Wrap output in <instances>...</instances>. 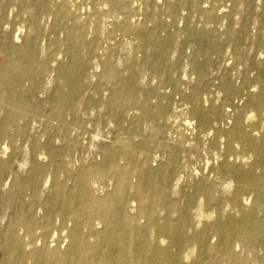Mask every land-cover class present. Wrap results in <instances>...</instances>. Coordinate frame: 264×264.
<instances>
[{"label":"bare ground","instance_id":"bare-ground-1","mask_svg":"<svg viewBox=\"0 0 264 264\" xmlns=\"http://www.w3.org/2000/svg\"><path fill=\"white\" fill-rule=\"evenodd\" d=\"M20 4L23 9L18 17L23 25L17 27L16 24L13 29V20L10 17L0 20V111L5 113L0 127L4 139L8 138L9 121L20 125L25 119V111L16 96L24 91L29 80L42 78L48 72L46 60L49 50L42 51L38 48L44 33L42 21L48 14L53 15L56 22L52 29L56 30L59 19L64 16L61 8H53L50 2L44 0H35L34 5L27 3V0H20ZM35 7L40 10L35 11ZM97 11L96 17L99 15ZM96 17H91L90 26L80 33L67 30V41L76 49V53L70 65L62 71L65 81L55 93L54 115L57 119H62L66 112L74 113L75 96L81 91L79 81L85 77L87 71L86 53L97 42L100 21ZM223 23L224 26L225 22ZM118 28L123 35H132L137 41L128 61L131 68L129 74L119 75L115 79L110 96L100 100L98 105L104 104L108 108L109 119L116 111L139 108L143 113L131 123L133 126H140L143 120L150 119L154 129L166 131L169 106L161 102L151 106L140 100V97L148 98L152 94L159 95L160 92L167 98L179 96L173 111L189 116L184 118L183 125L191 130L190 134L187 136L178 132L172 147H167L163 142L150 143L146 140L132 146L127 145L122 152L108 150L105 152L107 163L102 167L92 166L81 172L66 193L59 181H55L56 191L41 220L32 212V202L25 206L26 209L22 204L21 209L9 221L5 246L0 245L6 253L8 263L34 261L37 264H51L50 260L53 259V264H94L103 257L107 261L116 258L118 264H179L193 258L194 252L200 248L202 253L207 250L212 252L213 264H249L236 251L239 247L235 248L234 244L237 241L245 243L246 240L253 244L260 235H264V179L259 172V168L264 166V74L250 77L249 61L253 62L254 59L249 54L235 58L234 67L243 66L239 71L242 77L239 86L234 82L235 77L224 71L219 78V86L212 91L209 85L206 86V73L198 71L197 81L186 90L172 76L163 78L158 74L156 85L144 89L140 87L137 79L139 66L136 53L145 52L152 47L155 50L154 58L147 59L151 68L158 66L168 72L174 65L171 61L176 51V42H169L151 32L141 34L128 19L121 21ZM24 35L27 38L22 42L21 37ZM226 41L236 51H241L236 31L230 30ZM254 46L264 48V39L258 37ZM99 77L101 80L112 78L108 71H104ZM167 82L172 88L169 93L162 92ZM253 87L256 89H252ZM242 93L247 94V101L237 108L238 118L235 125L225 130L222 128L224 101L228 97L239 99ZM192 120L196 121L195 127ZM206 144H209V149H216L224 144L227 157H231L230 160L234 157L238 162L226 161L218 168L223 178L235 179L236 188H225L222 186L223 182L213 183L216 192L221 190L231 195L229 194L230 199L227 201L221 195L215 196L212 189H208L206 195L210 199L222 201L210 212L205 210V201L199 197H193L191 204L185 207L173 206L164 191L171 175L180 168L178 153H186L189 157L201 155L207 147ZM154 149L168 154L159 182L155 180L157 175L149 166ZM39 155L34 163L32 177L24 185L32 189L33 199L39 194L40 181H47L46 176L57 175L56 171L49 170L51 162L55 161L54 156H46L44 153ZM122 160H125L124 164L121 163ZM206 161L205 164H209ZM2 162L0 160V166ZM106 183L111 189L106 190L105 195L95 196L92 193L94 184L106 186ZM131 193L139 202V210L132 214L127 210ZM247 193L255 195L254 201L248 200ZM151 196H156L157 199L151 201ZM151 215L154 217L151 218ZM143 217L146 220L142 223ZM57 219L64 225L61 230H66V252L62 251L60 244L51 245V240L47 237L53 221ZM213 237H217V242L212 245L209 241Z\"/></svg>","mask_w":264,"mask_h":264},{"label":"rangeland","instance_id":"rangeland-1","mask_svg":"<svg viewBox=\"0 0 264 264\" xmlns=\"http://www.w3.org/2000/svg\"><path fill=\"white\" fill-rule=\"evenodd\" d=\"M44 1L50 2L53 8H61L64 11V16L59 19L56 30L52 29L56 22L53 15L48 14L42 21L44 33L38 43V48L42 51L49 50L46 60L48 72L42 78L29 80L24 91L16 96L25 111V119L20 125L12 121L8 122V138L6 139L2 138L3 133L0 127V160L3 161L0 166L1 246H5V234L9 221L21 209L22 204L26 209L25 206L32 202V206H34L32 212L41 220L56 191L55 183L59 181L66 193L68 188L77 181L81 172L87 171L92 166L102 167L107 163H105V152L108 150L122 152L127 145L131 144L132 146L146 140L150 143L163 142L167 147H172L178 137V132L189 136L191 130L183 125L184 118L189 116L173 111L177 106L179 96L167 98L160 92L159 95L152 94L148 98L140 97V100L148 102L151 106L160 102L169 106L166 131L154 129L153 121L150 119L143 120L140 126H133L131 123L143 113L139 108L116 111L109 119L108 108L104 104L98 105L100 100H105L110 96L115 79L119 75L129 74L131 68L128 61L133 45L137 41L132 35L125 36L120 32L118 26L124 19H128L135 28L141 31V34L151 32L169 42H176V51L171 61L174 65L168 72L161 70L162 68L158 66L151 68L149 60H153L155 52L152 47H149L145 52L136 53L139 66L137 79L141 88H151L156 85L158 74L163 78L172 76L181 84V88L186 90L197 81L198 71L206 73L205 83L206 86L211 87L212 91L219 86V78L224 71L231 73L235 77L234 82L239 86L242 83L239 71L243 69V66L235 65L234 67L235 58L249 54L254 59L253 62L249 61L250 77L254 78L256 75L264 74V48L254 46L258 37L264 39V0ZM34 2L35 0H27L29 4L34 5ZM22 9L20 0H0V20L10 17L13 20V29H15L16 24L17 27L23 25L18 17V13ZM39 10L40 8L35 7V11ZM96 10L99 12L97 17L100 21L96 35L97 42L95 41L94 48L86 53L87 71L85 77L79 81L81 91L75 96L74 113L66 112L62 119H57L54 115L55 93L61 87V83L65 81L62 71L70 65L76 53V49L67 41V30L77 31L76 33L82 32L85 27L90 26L91 17H96ZM223 22H225L224 26ZM206 27L208 28L206 29ZM230 30L237 32V41L242 47L240 52L226 41ZM209 34L211 37H208ZM26 38V35L21 37L22 42ZM1 41L0 37V43ZM104 71L111 74L110 80L100 79L99 76ZM171 90L170 83L167 82L162 92L169 93ZM246 101V93H242V97L239 99L228 97L224 101L225 105L222 108L223 129L228 130L235 125L238 118L237 108L243 106ZM4 117L5 113L0 111V121ZM191 123L195 127L196 121L192 120ZM206 146L201 155L189 157L186 153H178L180 168L171 175L169 184L164 191L173 206L185 207L191 204L193 197H199L205 201V210L213 211L222 201L215 198L210 199L206 195L208 189H212L215 196L221 195L227 201L230 199V193V195L223 193L220 189L219 193L216 192L213 183L221 184L223 182V187L235 189V179L223 178L219 174L218 168L226 161L232 163L237 161L234 157L231 160V157H227L224 144L216 149H209V144ZM39 153L54 156L55 161L51 162L49 170L56 171L57 175L46 176L48 183L46 179L41 180L39 194L33 199L32 189H28L24 185L32 177L34 163L40 156ZM167 160L166 152L152 150L149 166L157 175L155 178L157 182L162 179ZM206 160L209 161V164H205ZM121 163L124 164L125 160H122ZM259 172L264 179V166L259 168ZM229 183L232 185L230 186ZM106 186L94 184L92 193L95 196L105 195L106 190L111 189L107 183ZM246 195L250 202L254 201V194L247 193ZM155 197L151 196L150 200L155 201L157 199ZM128 199V212L132 214L133 211H138L139 202L135 199L134 194L131 193ZM119 214L122 213L119 212ZM153 217L151 215V218ZM145 220L146 218L143 217L142 223ZM63 227L64 225L59 219L54 220L47 237L49 241L51 240V245L60 244L62 251L66 252L68 238L64 236L66 230H61ZM53 237H57L55 242ZM209 242L212 245L215 244L217 237L211 238ZM234 245L235 248L239 247L236 251L246 258L249 264H264V235H260L253 244L246 240L245 243L237 241ZM1 246L0 264H10ZM194 254L195 256L190 258L191 260H184L179 264H213L210 250L202 253L198 248ZM50 261L53 264V259ZM22 264L37 263L29 261ZM94 264H118V262L116 258L112 260L110 258L107 261L102 257Z\"/></svg>","mask_w":264,"mask_h":264}]
</instances>
